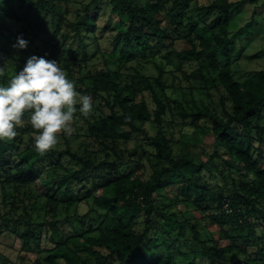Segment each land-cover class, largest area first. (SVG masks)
I'll return each mask as SVG.
<instances>
[{
    "label": "trees",
    "instance_id": "16d2710c",
    "mask_svg": "<svg viewBox=\"0 0 264 264\" xmlns=\"http://www.w3.org/2000/svg\"><path fill=\"white\" fill-rule=\"evenodd\" d=\"M104 3L109 12L99 27ZM242 3L81 0L72 10L69 0H0V83L11 78L7 68L21 70L32 55L44 56L60 62L77 91L98 104L88 115L76 112L83 122L75 136L83 138L81 152L61 134L66 148L60 154L77 167H63L64 176L42 177L27 114L17 135L0 141V236H19L22 250L36 254L30 264H264V151L253 149L254 141L264 146V69L244 79L233 72V38L249 23L234 35L228 28L231 11ZM103 35L109 53L101 47ZM18 36L27 41L23 50L13 47ZM99 54L100 68L91 64ZM116 55L134 64L123 81L108 66ZM148 63L152 76L144 72ZM184 64L194 67L182 72L186 87H168L173 99L164 75L174 76ZM185 90L192 98L183 103L177 93ZM137 93H147L153 108L136 100ZM166 116L192 134L204 132L205 160L174 153L181 140L172 139ZM137 138L141 142L128 151L126 144ZM41 154L51 157L54 150ZM99 173H107L104 183L88 190L84 182ZM205 173L221 178L228 196L211 191ZM175 178L186 198L182 209L158 208L156 196ZM60 180L66 186L55 189ZM89 200L88 211L70 215L72 205Z\"/></svg>",
    "mask_w": 264,
    "mask_h": 264
},
{
    "label": "rangeland",
    "instance_id": "374dc122",
    "mask_svg": "<svg viewBox=\"0 0 264 264\" xmlns=\"http://www.w3.org/2000/svg\"><path fill=\"white\" fill-rule=\"evenodd\" d=\"M72 4V10H76V6L73 5V3H78L81 0H69ZM209 0H200L202 4H207ZM231 2H239L243 1V3L238 6L237 8L233 9L230 13V24L228 31L230 35H234L235 33L238 32L239 29L243 28L246 24H248V27L244 28L240 35H237L233 38V61H232V69L233 72L235 73V76L239 79H244L246 76L256 73L258 71H261L264 69V0H256L254 3H250L249 0H229ZM109 12V7L104 3V5L99 9L98 11V19H97V24L99 27H103L106 23L107 20V15ZM71 18H73V14L71 15ZM120 25H117L116 28L121 29L119 27ZM100 40L102 42V49H106L107 52L109 53L110 48L107 47L108 41L105 37L99 36ZM180 44H176L177 48L179 47ZM108 53H105L103 58L108 57ZM103 58L102 55L99 54L98 57L92 60L91 64L96 65L97 67H102L103 66ZM121 60L122 64L121 67H119V61ZM132 62L125 61V58L119 59V56H115L113 58V63H108V66L112 70H117L121 75L122 79L121 81L125 80L128 75H131V66H133ZM170 65L173 68H177L178 65L175 64L173 61H171ZM193 65L190 64H184L180 70V72H175L174 76L171 74H165L164 75V80L166 81L165 85L166 87L170 86H177V87H186V81L182 78V72H189L191 69H193ZM15 71H19L16 67H11L7 68V72L9 74L15 73ZM144 72L152 76L155 74V71L153 69V66L148 63L146 66V69ZM169 90L167 91L168 95H170L173 99L175 94L171 95V89L168 88ZM181 93V94H180ZM178 99L185 103L186 101L191 100V95L189 94L188 91L183 92H178ZM201 93L195 96V99H201L200 98ZM144 98V100L148 103L149 108H153V104L150 100V97L147 93H137L135 95L136 100H141ZM205 98V96H203ZM214 99L216 97L214 96ZM186 104L185 106L191 107L190 103ZM98 104L94 103L93 110H97ZM104 113H108L107 109H102ZM93 113V112H92ZM166 120L169 121L170 124V132H172V139L174 141L176 140H181V143L178 145L173 144V151L174 153H178L179 151L185 152L192 155L196 159L200 160H205L206 155L204 152L207 151V146L209 144V139L207 136H205L203 131H198L192 134V130L184 126L182 128V125L180 124V121L172 123L170 120L169 116H166ZM83 122L78 118V115L75 113V119L73 121V127H74V132L70 136H66L67 139L69 140V143L71 145L72 150H77L78 152H81V144L83 138H75L77 134H79L78 127L80 128L82 126ZM146 129L149 132V134H152L154 131V126L150 123L146 124ZM181 131V132H180ZM192 134L191 137H181V135H190ZM63 135V134H62ZM61 135V138L59 140V143L53 147L52 149L54 150V154L50 156H43V154L38 153L36 156L41 158V173L42 177H49V178H56L60 176L66 175V170L63 169V167H75L77 168L73 163H70L67 158H65L63 155L60 154V151H63L66 148V143L64 142V139ZM27 140V138H24ZM136 141V142H135ZM135 141H130L126 144V148L128 151L132 150L135 148V145L141 140L137 138ZM261 149L262 154L264 151V146L258 145V142L254 141L253 142V149ZM36 156H33L32 158H35ZM57 160V163L55 162ZM56 163V164H55ZM149 165H147L146 169L148 170ZM71 168H68V170H71ZM149 171V170H148ZM107 173H105L106 177ZM206 176V182L208 184V188L213 191V192H219L223 191V193L227 195V188H222L223 185H225V182L221 180V178L217 180H213L211 176L205 173ZM104 175L101 173L96 174L94 178H92L90 181H85V187L88 190L94 191L95 188H99L100 185H102L105 181ZM37 188L39 191H42V187L40 186V181L37 179ZM227 187L230 185V181H226ZM66 186V180H60L58 184L56 185L55 189H63ZM75 189V188H74ZM223 189V190H222ZM76 190V189H75ZM74 190V191H75ZM180 199L186 200L184 198V195L181 193L180 186H178V182L175 178V180H171L165 184V187L163 190L160 191V193L156 196V206L158 208H162L166 206L169 208V211H177L178 209H182V205L184 203L180 201ZM81 203V204H74L70 208V215L74 213L78 214H83L86 211L89 210L90 208V203ZM175 203V204H174ZM179 204V205H178ZM212 205V204H211ZM213 206V205H212ZM214 207V206H213ZM224 210L228 209L226 206L223 208ZM38 214V213H37ZM194 215L196 218L202 217V214L198 212L197 210L194 211ZM221 219H219L220 221ZM138 224L136 226V230L140 231L142 229V225L140 224V220H137ZM204 223V221L202 222ZM207 231L211 232L214 234L216 238H220V235L218 236L216 234V228L213 226H207ZM63 234L64 235H69L71 233V230L68 229L67 226L63 227ZM23 234V230L20 229L19 235ZM189 239L190 236H187ZM42 245L44 247L46 246V242H43ZM220 246L224 247L226 243L224 241H221ZM22 240L20 239L19 236L16 234H12L9 232L3 233L0 236V264H30L31 261L36 257V254L34 252H24L22 250ZM196 250V249H194ZM186 248H182V252H186ZM254 249L250 248L249 249V254L254 253ZM147 256V260L152 262L153 258L151 257L150 253L148 254L147 252L145 253ZM21 258L23 261H21Z\"/></svg>",
    "mask_w": 264,
    "mask_h": 264
},
{
    "label": "clouds",
    "instance_id": "9594fccd",
    "mask_svg": "<svg viewBox=\"0 0 264 264\" xmlns=\"http://www.w3.org/2000/svg\"><path fill=\"white\" fill-rule=\"evenodd\" d=\"M13 47L23 50L27 41L18 36ZM93 106L92 97L77 91L60 62L32 55L7 84L0 83V141L14 138L27 114V122L36 130L33 146L45 153L59 143L61 134L74 132L77 111L88 115Z\"/></svg>",
    "mask_w": 264,
    "mask_h": 264
}]
</instances>
